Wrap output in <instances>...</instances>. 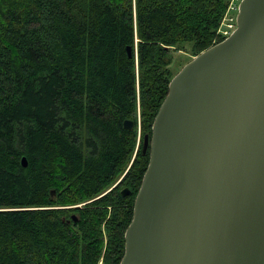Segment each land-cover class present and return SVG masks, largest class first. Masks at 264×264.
Listing matches in <instances>:
<instances>
[{
  "label": "trees",
  "instance_id": "obj_1",
  "mask_svg": "<svg viewBox=\"0 0 264 264\" xmlns=\"http://www.w3.org/2000/svg\"><path fill=\"white\" fill-rule=\"evenodd\" d=\"M228 1L0 0V264L119 263L135 192L112 220L105 190L129 162L138 189L137 113L150 136L172 54L211 46Z\"/></svg>",
  "mask_w": 264,
  "mask_h": 264
},
{
  "label": "water",
  "instance_id": "obj_2",
  "mask_svg": "<svg viewBox=\"0 0 264 264\" xmlns=\"http://www.w3.org/2000/svg\"><path fill=\"white\" fill-rule=\"evenodd\" d=\"M235 24L169 81L118 264H264V0Z\"/></svg>",
  "mask_w": 264,
  "mask_h": 264
},
{
  "label": "rangeland",
  "instance_id": "obj_3",
  "mask_svg": "<svg viewBox=\"0 0 264 264\" xmlns=\"http://www.w3.org/2000/svg\"><path fill=\"white\" fill-rule=\"evenodd\" d=\"M230 1V0H229ZM229 1H228V4H229ZM239 1L240 0H235V4H238L239 3ZM228 4H227V7H228ZM227 7H226V10H227ZM226 10H225V12H226ZM225 12H224V15H225ZM237 13V12H236ZM231 14H233V13H231ZM224 15H223V17H224ZM223 17H222V19H221V22H220V25L222 24V20H223ZM219 25V26H220ZM233 27H235V24L234 23H231V24H229V22H225V24H223L222 25V27H221V30H220V35H225L224 34V32L225 31H228V30H230L231 28H233ZM188 53H185V52H183L182 50H180V51H176V52H174L173 54H172V61H173V63H172V65H171V68H172V72H174L175 74L178 72V70L185 64V62L188 60ZM193 56L191 55V58H192ZM189 61V60H188ZM136 132H137V140H136V143H137V145H136V148H137V146H138V144L140 145V143L141 142H143V136L145 135V134H148V133H143V129H142V127H141V124H140V115H139V111H138V113H137V118H136ZM138 155V151H136L135 150V152H133L132 153V157H131V159L133 158V160H134V158H136V156ZM137 159V158H136ZM135 159V160H136ZM131 161V160H130ZM130 165H131V163L129 162L128 163V165H127V167L125 168V170L124 171H122L118 176H117V178L109 185V187L105 190V192H110L111 190H112V188L116 185V184H118L120 181V183L117 185V187H124V186H128V185H126V181H125V178H126V176H127V170H128V168L130 167ZM104 192V193H105ZM103 193V194H104ZM102 195V194H101ZM101 195H99V196H101ZM130 197H132V195L131 194H127L125 197H124V206L123 207H118V206H116L117 208H118V211H120V212H122V211H124L125 209H126V205H127V202L129 201L130 202ZM126 200H128V201H126ZM90 201V200H89ZM88 202V201H87ZM86 203V202H85ZM84 203H78V204H75V205H64V206H59V207H66V208H70V207H76L77 206V208H83L84 207ZM117 208H114V209H117ZM67 210H70L69 211V213H71V212H73L72 213V215H74V216H77L76 214H77V211L76 210H74V209H67ZM115 212V211H114ZM72 215H71V217H72ZM113 212H112V209L110 208V207H108V214H106V219L108 218V219H112L113 220ZM79 217V216H78ZM112 222H114V221H112ZM123 225V224H122ZM105 228L104 227H102V232H103V230H104ZM124 229L125 228H123V226H121L120 227V230L121 231H123L124 232ZM103 235H104V245L106 244V241H107V239L105 238L106 237V234L105 233H103ZM98 264H102V259L100 258V260H99V262H98Z\"/></svg>",
  "mask_w": 264,
  "mask_h": 264
},
{
  "label": "built area",
  "instance_id": "obj_4",
  "mask_svg": "<svg viewBox=\"0 0 264 264\" xmlns=\"http://www.w3.org/2000/svg\"><path fill=\"white\" fill-rule=\"evenodd\" d=\"M237 5L238 4H235V0H230L229 1L227 10H226L225 15H224L223 20H222V24L217 29V35H216V38L213 41V44H215V43L223 40L227 36H229L231 34V32L235 29V27H236L235 18H236V12H237ZM231 13H233V14H231ZM225 22H229V24L234 23L235 27L231 28L228 31H225L224 32L225 35H220L221 27H222L223 24H225ZM217 39L219 41H217Z\"/></svg>",
  "mask_w": 264,
  "mask_h": 264
},
{
  "label": "flooded vegetation",
  "instance_id": "obj_5",
  "mask_svg": "<svg viewBox=\"0 0 264 264\" xmlns=\"http://www.w3.org/2000/svg\"><path fill=\"white\" fill-rule=\"evenodd\" d=\"M146 153H148V150H146L144 153L142 152V154L144 155V154H146ZM121 182V181H120ZM119 182V183H120ZM118 183V184H119ZM118 184H116L113 188H112V190L109 192V193H112L113 192V194H115L117 197H116V204H113V206H109L111 209H113L114 207H116V206H118V207H123L124 206V200L122 199V198H120V197H118V194H120V196H122V197H125V196H123L122 194H121V190L122 189H124V188H127V189H129V194H133L134 192H135V194H136V192H137V190L135 191V190H133L132 189V187L131 186H124V187H117V185ZM139 187V186H138ZM135 194H134V197H135ZM118 198V199H117ZM77 219V218H76ZM122 233V232H121ZM124 233V232H123ZM123 236V235H122Z\"/></svg>",
  "mask_w": 264,
  "mask_h": 264
}]
</instances>
